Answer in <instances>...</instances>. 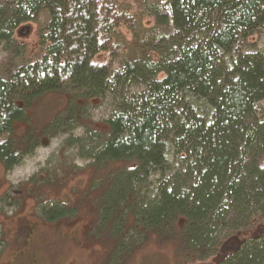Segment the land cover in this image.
Returning <instances> with one entry per match:
<instances>
[{"label": "trees", "instance_id": "16d2710c", "mask_svg": "<svg viewBox=\"0 0 264 264\" xmlns=\"http://www.w3.org/2000/svg\"><path fill=\"white\" fill-rule=\"evenodd\" d=\"M149 9L156 25L146 28L118 0L0 5V45L41 13L49 16L43 58L0 77V161L10 171L34 150L25 134V149L15 136L38 98L68 94L73 102L65 119L50 126L67 128V120L79 124L81 102L140 83L146 91L124 100L106 132H95L80 152L99 167L113 162L124 168L98 202L99 221L116 232L111 259L134 248L118 236L122 220L140 225L145 240L181 218L186 260L264 264V58L250 44L264 31V0H168ZM122 27L132 41L122 39ZM101 53L120 58L122 69L96 65ZM168 141L181 167L154 188V173L167 172ZM42 212L50 222L76 214L63 204Z\"/></svg>", "mask_w": 264, "mask_h": 264}, {"label": "rangeland", "instance_id": "374dc122", "mask_svg": "<svg viewBox=\"0 0 264 264\" xmlns=\"http://www.w3.org/2000/svg\"><path fill=\"white\" fill-rule=\"evenodd\" d=\"M11 1L0 0V5ZM118 1L124 10L136 15L149 28L156 25L155 15H151L149 8L168 0ZM48 22L49 16L43 12L36 21L15 30L10 44L0 45V77L7 79L12 72L36 64L43 58L45 47L41 45V33ZM121 29L122 39L132 41L130 31L126 27ZM250 44L251 51L262 54L264 58V31L252 36ZM94 63L117 72L122 69L121 59L109 53L99 54ZM145 91L144 85L130 82L103 99L83 101L80 103L84 110L79 113V124L70 125V120H67V128L50 126L57 118L65 119L73 102H69L68 94L51 93L27 106V119L16 125L19 136H15V141L22 149L26 143L21 145V136L25 134L32 141L29 143L35 146L34 150L18 166L22 169L30 167L33 171L26 178H14L13 171L17 166L7 171L0 161V230L6 241L0 247V264H12L26 237L23 235L24 226L36 229L32 250L38 251L43 264H212L215 261L213 257L201 262L188 261L183 257L185 222L181 218L159 231H151L145 240L140 239V225L134 227L133 223L122 220L118 236L128 248H134L128 255H124L128 250L125 249L124 253L120 252L119 256L111 259L116 242L113 233L116 235V232L99 221L98 202L117 172L124 168L120 167L122 163L113 162L99 167L93 164L94 161L82 157L80 152L91 142L95 132H106L107 122L119 112V105L124 100ZM79 99H75L74 107ZM259 106L264 108V101ZM165 160L166 175L163 176L161 171L150 179L154 188L160 178L169 180L171 171L181 167L178 157L169 155V141ZM54 204L75 209V216L47 221L42 209ZM227 240L228 236L220 238L222 243ZM233 244L227 243L226 246L236 245Z\"/></svg>", "mask_w": 264, "mask_h": 264}, {"label": "flooded vegetation", "instance_id": "af4514ba", "mask_svg": "<svg viewBox=\"0 0 264 264\" xmlns=\"http://www.w3.org/2000/svg\"><path fill=\"white\" fill-rule=\"evenodd\" d=\"M35 231L36 229L34 227L24 226L23 235L26 237L21 245V249L15 255V259L12 261V264H43L38 251L32 250Z\"/></svg>", "mask_w": 264, "mask_h": 264}, {"label": "clouds", "instance_id": "9594fccd", "mask_svg": "<svg viewBox=\"0 0 264 264\" xmlns=\"http://www.w3.org/2000/svg\"><path fill=\"white\" fill-rule=\"evenodd\" d=\"M33 171L32 168H21V166H17L16 169L13 171V177H20V178H26L28 175L31 174Z\"/></svg>", "mask_w": 264, "mask_h": 264}, {"label": "snow or ice", "instance_id": "6c2138e0", "mask_svg": "<svg viewBox=\"0 0 264 264\" xmlns=\"http://www.w3.org/2000/svg\"><path fill=\"white\" fill-rule=\"evenodd\" d=\"M0 143H3L2 141H0Z\"/></svg>", "mask_w": 264, "mask_h": 264}]
</instances>
